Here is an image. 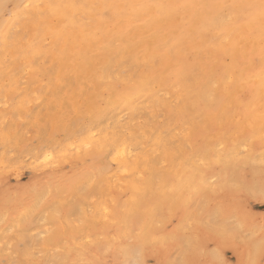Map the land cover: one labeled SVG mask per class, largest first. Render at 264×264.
<instances>
[{
	"label": "rangeland",
	"instance_id": "374dc122",
	"mask_svg": "<svg viewBox=\"0 0 264 264\" xmlns=\"http://www.w3.org/2000/svg\"><path fill=\"white\" fill-rule=\"evenodd\" d=\"M17 3H0V37H14L0 56V196L17 205L0 209V264H165L150 250L173 244L166 258L180 260L198 237L223 256L213 264H238L221 250L226 233L236 244L259 241L263 255L264 190L244 191L250 168L247 178L235 171L263 142L246 126L264 71L253 75L244 51L264 45L255 30L264 0H222L217 21L243 38L207 47L200 36L220 27L193 35L195 2L41 0L24 16ZM164 32L182 34L180 44ZM206 95L217 111L204 108ZM113 134L132 148L125 170L111 160ZM20 186L37 194L23 204ZM228 195L237 215L218 203Z\"/></svg>",
	"mask_w": 264,
	"mask_h": 264
},
{
	"label": "bare ground",
	"instance_id": "6f19581e",
	"mask_svg": "<svg viewBox=\"0 0 264 264\" xmlns=\"http://www.w3.org/2000/svg\"><path fill=\"white\" fill-rule=\"evenodd\" d=\"M4 0H0V3H2ZM18 1V7H20V16H24L28 11V8L33 3H38L41 0H17ZM157 2H160L162 0H156ZM183 4H193L194 2V17H193V24L187 25L186 27H189L188 29H192L193 27V35L196 33L198 34V31L203 30L207 27H209L213 22L220 27V31L218 33H214L212 35H202L200 36L201 43L203 47H207L209 41H212L213 39L217 42H227L230 38H243V30L241 29H232L230 30L228 27L230 25L228 24H222L223 21H217L218 18V12H220V9L222 8L221 2L222 0H179ZM8 3L9 0H6ZM165 3V2H164ZM168 3V2H167ZM260 6V5H259ZM255 10H259L260 7H255ZM19 15L15 14L13 18H19ZM135 17V16H132ZM257 20L264 21V16H259L256 18ZM65 21H62V24H64ZM122 25L132 27L133 24L130 22L125 21ZM178 25V24H177ZM175 25V26H177ZM171 27H174L172 25H164L161 27L162 31L165 29H169ZM183 29V33L187 32V28ZM218 28H216V31ZM257 33H263L264 32V26H256L255 28ZM189 31V33H190ZM180 36L182 34L178 33H163L162 38L165 39V42L168 44H180ZM192 37H187L186 41H189L190 43ZM14 37L12 36V33L10 30H6L4 32V37H0V56L2 54V57L9 52L11 48V44L13 43ZM246 58H244V63H249L250 70L252 74L259 71H264V45L259 48H252L250 46L248 49L244 51ZM6 57V56H5ZM158 73L159 70H156ZM219 74V70L217 67H214V69L211 71V75L217 76ZM155 75V72H154ZM145 86L147 87V84L144 86H141L139 88V94L143 93L145 90ZM254 88V94H256L255 97L251 98L252 110L254 112L258 113V116L255 118H252L247 123L246 129L247 132L257 133L260 135L262 142V145H258L256 148L252 143L249 145L250 154L247 155V158L243 159L242 161H239L236 164V171L235 175L237 178H247V172L245 171L246 167L250 168V172L248 175H250L249 182L251 183L250 186L244 190L248 192H254L258 191V189L264 190V80L261 82H256ZM118 99L116 97H111L109 100V109L114 108L117 106ZM204 108L207 111H217L218 107V101L214 100L212 96L206 95L204 96L203 100ZM231 105L233 108H236L238 103L235 100H232ZM132 108V107H131ZM109 143V149H110V155L111 160L116 165V169L125 170L128 166V160L130 159L132 148L130 144L126 142L125 139H122L120 136L113 134ZM103 144L101 142L95 143V147H102ZM259 150V152L257 151ZM224 152L220 153V157H224ZM41 156V157H40ZM50 154H40L39 157L42 158L44 162L46 163L52 157H50ZM38 157V158H39ZM47 157V158H46ZM94 166L98 165V159H95L93 162ZM88 171V170H86ZM213 172H210V175H212ZM55 177L52 176L51 179H48L49 182H53ZM251 180V181H250ZM34 186V185H33ZM37 194L36 187H33L30 191V188L27 186H20L17 187L16 192L14 193V197L16 200H20L21 203L25 204L26 202H29L33 196ZM221 201H218L219 204H225L220 205L224 210L225 213L229 211H234L237 215V211L239 210V205L237 201L230 195L225 197V199H220ZM17 205H9V198L2 194L0 196V209L4 207H14ZM20 206V205H18ZM261 215V214H260ZM241 218V217H240ZM243 218L245 220L248 219L245 215H243ZM261 218V223L264 225V217H258ZM242 219V218H241ZM243 222V221H242ZM244 223V222H243ZM228 234L221 235L220 237V244H222V251H230L233 250V254L238 259V264H255L256 261H259V264L261 263V258H263L264 263V253L263 255L259 254L260 247H259V241H253L251 244H236L234 241L229 240ZM209 243V239L206 237H198L194 245L192 247V250L189 253V257H185L183 259L177 260L176 257H173L170 261L167 260V256L169 253H173L176 249V246L171 244L164 250L158 248L155 246V250H150L152 257H154L155 261H162L165 264H213L214 260H217L219 258H223V256H220V253L215 251H210L206 247ZM260 255V259H259Z\"/></svg>",
	"mask_w": 264,
	"mask_h": 264
}]
</instances>
